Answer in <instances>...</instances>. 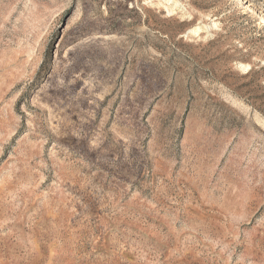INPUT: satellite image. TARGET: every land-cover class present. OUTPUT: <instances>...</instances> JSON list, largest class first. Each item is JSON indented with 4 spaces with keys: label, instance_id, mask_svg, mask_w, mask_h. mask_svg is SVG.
I'll return each mask as SVG.
<instances>
[{
    "label": "rangeland",
    "instance_id": "rangeland-1",
    "mask_svg": "<svg viewBox=\"0 0 264 264\" xmlns=\"http://www.w3.org/2000/svg\"><path fill=\"white\" fill-rule=\"evenodd\" d=\"M0 264H264V0H0Z\"/></svg>",
    "mask_w": 264,
    "mask_h": 264
},
{
    "label": "bare ground",
    "instance_id": "bare-ground-1",
    "mask_svg": "<svg viewBox=\"0 0 264 264\" xmlns=\"http://www.w3.org/2000/svg\"><path fill=\"white\" fill-rule=\"evenodd\" d=\"M167 3L170 1V0H165ZM245 3H247L246 1H245Z\"/></svg>",
    "mask_w": 264,
    "mask_h": 264
}]
</instances>
